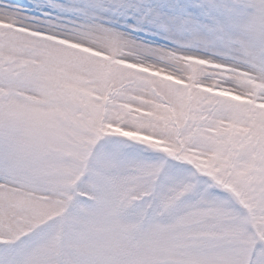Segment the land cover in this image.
Segmentation results:
<instances>
[{
  "label": "snow or ice",
  "instance_id": "obj_1",
  "mask_svg": "<svg viewBox=\"0 0 264 264\" xmlns=\"http://www.w3.org/2000/svg\"><path fill=\"white\" fill-rule=\"evenodd\" d=\"M0 264H264V0H0Z\"/></svg>",
  "mask_w": 264,
  "mask_h": 264
}]
</instances>
